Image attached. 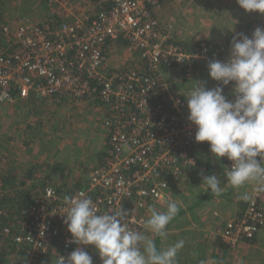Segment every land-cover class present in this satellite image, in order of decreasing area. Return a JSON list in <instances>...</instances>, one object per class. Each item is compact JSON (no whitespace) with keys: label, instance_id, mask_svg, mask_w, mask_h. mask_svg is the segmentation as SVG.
Masks as SVG:
<instances>
[{"label":"built area","instance_id":"built-area-1","mask_svg":"<svg viewBox=\"0 0 264 264\" xmlns=\"http://www.w3.org/2000/svg\"><path fill=\"white\" fill-rule=\"evenodd\" d=\"M161 1L113 0L93 16L59 26L25 18L0 23V104L68 100L99 106L108 132L105 163L71 196L84 193L99 213L126 211V223L137 231L149 208L165 205L177 181L201 163L202 142L194 139L184 97L189 89L177 91L167 69L186 64L185 80L193 81L200 75L197 66L225 62L231 53V44L200 41L189 51L169 38L153 12ZM257 27L264 28V14L249 38ZM119 40L137 59L108 72L109 43ZM218 86L215 81L209 89ZM233 87L230 82L222 93L232 102ZM223 158L230 169L232 161ZM263 196L255 186L246 211L220 230L222 241L233 246L255 240L264 227ZM63 214L64 196L50 185L26 210L17 234L4 229L7 244L26 251L22 264H42L52 252L57 264L58 256L67 258L77 248L99 255L94 246L71 242ZM0 264L17 263L0 259Z\"/></svg>","mask_w":264,"mask_h":264},{"label":"crops","instance_id":"crops-1","mask_svg":"<svg viewBox=\"0 0 264 264\" xmlns=\"http://www.w3.org/2000/svg\"><path fill=\"white\" fill-rule=\"evenodd\" d=\"M13 1L17 5L16 2L19 0ZM112 1L91 0L89 3L85 0H75L71 4L69 0L66 2L61 0V7H64L61 12L62 16L54 18L73 22L76 19L95 15L102 8L109 7ZM45 2L46 0L43 3ZM2 10H4V6L1 5L0 21L2 22L0 23L9 21L15 24L24 17V13L20 15L19 12L18 15L14 14V19L11 20ZM154 13L160 21V28L172 40L190 46L200 41H207L218 44L222 48L228 47L234 36L239 38L238 34L248 36L252 24L259 20L261 15L258 12H246L239 7L236 0H166ZM50 20L54 22L53 19ZM206 26L212 27L211 33L206 29L203 32L200 31L202 27L206 28ZM109 53L106 65L108 72L122 68L137 59V55H134L122 40L110 42ZM121 54L122 56H120ZM203 66L205 72L200 75L205 76L202 82L208 89L212 87L215 80L210 78L208 64ZM166 75L172 83V75L169 72H166ZM197 79L189 81V86L193 87ZM100 117L102 118V111L99 112L91 102L77 103L68 100L37 102L31 100L20 101L15 104H0V189L2 187L7 188V186L15 189H29L36 186L43 188L46 185L45 182H49L53 178L49 174L48 164L58 163L64 167L68 166L67 169H72L67 163H73L74 156L79 157L82 168H86L87 165L90 168L97 167L106 150V135L105 130L102 129L103 119ZM78 121L81 124L77 125L76 122ZM55 122H57V126L54 127ZM66 123H71L73 125L72 130L76 132L71 131L70 127L65 129L64 124ZM65 134H68V137H75L74 140L80 136L82 141L85 137H89L95 139L94 142L97 141V143H94L95 148L93 150L92 148L89 149L92 151L85 150L84 155V149L79 147V142L76 146L63 141L59 149H56L52 154L50 151L52 138L61 137L62 140ZM199 153L201 163L198 168L177 181L171 190V200L181 203V208L178 215L170 222V229L174 230L175 235L182 233V239L185 240L186 238L191 242H197L195 236H198L199 233L214 235L212 230L218 229L219 224H221L220 228H223L226 222L240 217L246 211L256 186L246 184L239 189L227 187L224 174L227 165L224 158L216 159L206 148H201ZM204 175H216L225 191L220 196L214 195L208 200L205 199L200 202L208 193L206 186L202 183ZM59 180V178H55L52 184H57L60 182ZM180 188L186 189L185 192L193 193L190 196L192 201L188 200L187 205L180 202L182 199L180 200V196H177V193L181 195L183 192L180 191ZM245 193L248 194L249 199H240L239 197ZM260 204L264 209V196ZM154 208L162 211L163 208L166 209V204ZM7 242L3 240L1 254L5 259L14 263L10 244L7 245ZM162 247L167 248L165 241H162ZM224 248L226 247L224 246ZM222 250L219 249L218 255L204 256L195 262L203 261L204 264H264V227L255 240L243 243L233 250L228 249L227 254ZM178 256L180 255L178 254ZM183 257L186 255L183 254L176 259L177 264H186V258L182 260ZM44 262V264L55 262L54 252ZM195 262L194 264H196Z\"/></svg>","mask_w":264,"mask_h":264},{"label":"clouds","instance_id":"clouds-1","mask_svg":"<svg viewBox=\"0 0 264 264\" xmlns=\"http://www.w3.org/2000/svg\"><path fill=\"white\" fill-rule=\"evenodd\" d=\"M236 2L246 12L264 14V0ZM238 36L233 37L225 62L208 64L210 78L221 86L207 89L195 81L184 97L188 119L196 127L195 141L207 142L216 159L232 161L231 168L224 169L226 186L239 189L254 184L264 191V28L257 27L251 38ZM230 82H234V102L222 94L223 86ZM202 183L215 196L225 191L216 175H204ZM239 198L248 200L249 196L245 193ZM64 203V223L71 242L94 246L102 264H177V254L185 242L179 240L161 250L154 238L167 237V225L178 215L181 203L169 199L165 211L149 208L144 232L128 226V213L122 209L99 213L93 200L82 192L65 196ZM57 264H93V260L77 248L67 258L58 256Z\"/></svg>","mask_w":264,"mask_h":264},{"label":"rangeland","instance_id":"rangeland-1","mask_svg":"<svg viewBox=\"0 0 264 264\" xmlns=\"http://www.w3.org/2000/svg\"><path fill=\"white\" fill-rule=\"evenodd\" d=\"M64 1L66 2L67 0H64ZM69 1L72 4L75 0H69ZM86 1L89 3L91 2V0H85V2ZM43 2H44V0H19L16 2L17 3V5H16L13 0H6V1L0 0V8H1V5L4 6V10H2V11L7 16H9V18L11 20L14 19V16H13L14 14L18 15L20 12V15L22 13H24L23 14L24 17H22L20 20L25 18V19H28L30 22H33V23L46 24L47 22H51L50 19H53L54 26H57L58 22L64 21V19L54 18V17L60 18L62 16L61 12H62L64 7H61V0H46L45 3H43ZM18 6H20V7L18 8ZM0 22H2V21H0ZM6 22H9V21H6ZM204 29L208 30L209 33H211V31H212V27L208 28L207 26H206V28L202 27L200 31L203 32ZM206 30H205V32H206ZM120 56H122V54ZM96 109L99 110V112L101 111V108L99 106L98 107L96 106ZM102 122H103V120H102ZM56 124H57V122H55L54 127ZM76 124L79 125V124H81V122L79 123V121H78V122H76ZM83 124H86V123L84 122ZM74 126H76V125L74 124ZM102 126H103L102 129L105 130V135H106V140H105V149H106L107 142H108V132L104 128L103 124H102ZM69 127H70L71 131H73V132L75 131V130H72L73 125L71 123L64 124L65 129H67V128L69 129ZM100 128H101V126H100ZM68 136H69L68 134H65L64 138L62 140H61V137H58L57 139L52 138V145H51V149H50L52 154H53V152L56 151V149H59V146L63 143V141H65L66 143L68 142L67 144H74L76 146H78V142H79V144H80L79 147L84 149V151H83L84 155H85V150H87L88 152L92 151L95 148V146H93L94 143H97V141L94 142L95 139L93 140L89 137H85L82 141L81 136L76 140H74L75 137H68ZM90 148H92V150L89 151ZM82 156H83V154H82ZM63 158H64V160H66L65 157H63ZM67 161H69V160L67 159ZM72 162L73 163H71V162L67 163V165L69 164L72 168V169H70V171L66 170L68 166L65 165L66 167H64V174H65L64 176H67V175L70 176V179L72 180V185L77 184V183L87 182V179L90 176V174L94 168H90V166H88V165L86 166V168H84V167L82 168L78 156H74V158L72 159ZM49 174L53 177V173L50 172ZM58 178L60 179V176L59 177L56 176V179H58ZM180 191H183V192H181V195H178L179 193H177V196H180V200L182 199V201H180V202H182L184 205H187L188 200L192 201L190 196L193 193L185 192L186 189H184V188H180ZM165 210H166L165 208L162 209V211H165ZM149 216H150V212H147L143 218V223H142V227L140 228V232L145 231L143 225ZM218 226H219V228L217 227L218 229L214 228L212 230V231H214V235L200 234L199 233L198 236H195L196 237L195 240L197 242H191L190 240H188L186 238H185V240H183L182 239V236H183L182 233L175 235L176 233L174 232V230H171L170 226H169V227H167V237L164 239L161 238V240L159 242V244H160L159 249H161V250H162V248L165 249V247H162V241H165V244L167 243V247H169L170 245L174 244L176 242V240H178V241L183 240L185 242L184 247L178 252V254L180 256H178V254H177L176 259L181 257L183 254H185L186 257H183L182 260H184L186 258V260H185L186 264H194V262L196 260L202 259L204 256L210 257L211 255L212 256L218 255L219 249H223L222 251H225V253L227 254V252L230 249L233 250V249L239 247L241 244H243V242H239V243H236L235 245L232 246V245H229V244L225 243L224 241H222V237L220 235V230L222 229V228H220L221 224H219ZM146 234H149V233H146ZM154 239H155V244H156L158 237H155ZM212 239H214V241H212ZM208 241H210V242H208ZM212 242H213V244H211ZM219 242H221V245L224 244V246L226 248H224V246L219 245ZM246 242H251V241H246ZM246 242H244V243H246ZM213 247H214V249H213ZM222 251H220V252H222ZM97 257H99V255ZM45 259L47 260L48 258H45ZM45 259L43 260L42 264L45 263L44 262ZM51 264H55V262H51ZM93 264H96L95 260L93 261ZM178 264H180V263H178ZM196 264H201V261L197 262Z\"/></svg>","mask_w":264,"mask_h":264},{"label":"trees","instance_id":"trees-1","mask_svg":"<svg viewBox=\"0 0 264 264\" xmlns=\"http://www.w3.org/2000/svg\"><path fill=\"white\" fill-rule=\"evenodd\" d=\"M163 2H166V0L161 1L160 5L158 7H156L153 12H155L159 7H161ZM154 15L156 17L155 13H154ZM60 23L61 22H58L57 26H59ZM53 26H54V24H53ZM179 43L181 46H183L185 49H187L189 51H192V48L197 44L196 43L193 46H190V45L182 44L181 42H179ZM209 43H211V42H209ZM212 45L215 46L216 44H212ZM186 68H187L186 64L176 65L175 67L167 69V71H166L172 75V85L174 86V88L177 91H181L184 89H190L191 88L189 86L190 82L185 80L186 71H187ZM203 68H204L203 65L196 67V69L198 70V72L200 74H202V72L203 73L205 72V71H203ZM204 77H205L204 75H199L197 81L201 82L204 85V83L202 82V79ZM213 83H214V81H213ZM107 147H108V142H107ZM200 148H206L207 151H210L209 144L207 142H202L200 145ZM106 151H107V148L105 150V154L102 156L100 164L97 167H99L105 163ZM48 165H49V167H48L49 171L51 173H53V178L49 182L48 181L45 182L46 183L45 187L37 188V186H36V187L29 188V189L28 188L27 189L26 188L15 189L14 187H8L7 186L8 189L6 187H2V189H0L1 190L0 191V243L3 244V240H4L3 237H5L3 235L4 229H6V228L10 229L12 234H17L20 231L21 226L25 220L26 210L33 204L36 196L41 194V192L46 187H48L50 185L55 186L60 191L62 196H64V197L65 196H71L75 192H77L78 190L83 188L84 183H77V184L72 185V180L70 179V176L69 175L64 176L65 175L64 174V166L59 165L58 163L57 164H48ZM66 170L70 171V169H66ZM56 176H58V177L60 176V180H59L60 182H58L57 184L54 183L55 184L54 185L52 183H53L54 179L56 178ZM212 196H214V195L208 190V193L206 194L204 199L202 198L200 200V202H203V200H205V199L208 200ZM169 225H167V227H169ZM162 239H164V238H162ZM160 240H161V238L158 237V240L156 242V247L158 249L160 246V244H159ZM10 250H11V253L13 254V257H14V258H12L14 263L21 264V263H23V261L25 262L27 260V254H26L25 250H21L19 248L17 249L16 247H14L12 245H10ZM87 253L92 257L93 261L94 260L96 261V264H102L100 257H97L95 252H92V253L87 252ZM2 255L3 254L0 253V259L8 261Z\"/></svg>","mask_w":264,"mask_h":264}]
</instances>
